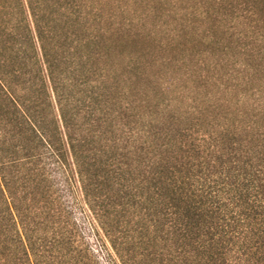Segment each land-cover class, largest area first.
Here are the masks:
<instances>
[{
	"label": "trees",
	"instance_id": "trees-1",
	"mask_svg": "<svg viewBox=\"0 0 264 264\" xmlns=\"http://www.w3.org/2000/svg\"><path fill=\"white\" fill-rule=\"evenodd\" d=\"M235 4L249 107L187 141L135 97L148 33L99 0H0V264H264V0Z\"/></svg>",
	"mask_w": 264,
	"mask_h": 264
},
{
	"label": "rangeland",
	"instance_id": "rangeland-1",
	"mask_svg": "<svg viewBox=\"0 0 264 264\" xmlns=\"http://www.w3.org/2000/svg\"><path fill=\"white\" fill-rule=\"evenodd\" d=\"M235 3L99 0L105 26L148 33L139 39L137 53L150 61L145 76L148 86L139 82L135 97L157 105L156 112H176L174 124L183 129L187 141L198 140L202 131L220 126L232 132L238 124L237 111L249 107L248 100H238L235 84L237 74L244 73L243 63L253 41L247 35L245 10Z\"/></svg>",
	"mask_w": 264,
	"mask_h": 264
}]
</instances>
